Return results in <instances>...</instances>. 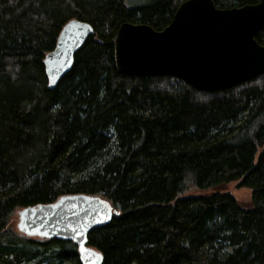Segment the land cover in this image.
<instances>
[{
    "label": "trees",
    "instance_id": "16d2710c",
    "mask_svg": "<svg viewBox=\"0 0 264 264\" xmlns=\"http://www.w3.org/2000/svg\"><path fill=\"white\" fill-rule=\"evenodd\" d=\"M182 1L0 0V264H80L71 241L8 226L15 210L68 194L117 211L88 233L102 264H264V71L202 91L115 66L122 22L160 30ZM71 19L94 33L49 88L43 59ZM232 180L251 189L250 207L185 195Z\"/></svg>",
    "mask_w": 264,
    "mask_h": 264
},
{
    "label": "water",
    "instance_id": "95a60500",
    "mask_svg": "<svg viewBox=\"0 0 264 264\" xmlns=\"http://www.w3.org/2000/svg\"><path fill=\"white\" fill-rule=\"evenodd\" d=\"M263 24L264 0L230 8H218L213 0H184L160 30L122 22L114 38L115 66L132 76H176L202 91L230 87L264 71V44L255 39ZM93 33L91 24L77 19L62 26L43 59L49 88L71 69L75 52ZM116 212L101 196L68 194L18 209L16 228L30 238L71 241L80 264H102L88 233Z\"/></svg>",
    "mask_w": 264,
    "mask_h": 264
},
{
    "label": "rangeland",
    "instance_id": "374dc122",
    "mask_svg": "<svg viewBox=\"0 0 264 264\" xmlns=\"http://www.w3.org/2000/svg\"><path fill=\"white\" fill-rule=\"evenodd\" d=\"M214 192H228L232 194L236 200L244 207H250L251 204V189L246 186H242L239 184V180H232L217 186H212L208 188H199L193 186L189 191L185 193V195H201V194H211ZM17 223V210L13 212L11 215L8 226L13 230L17 231L16 228Z\"/></svg>",
    "mask_w": 264,
    "mask_h": 264
}]
</instances>
